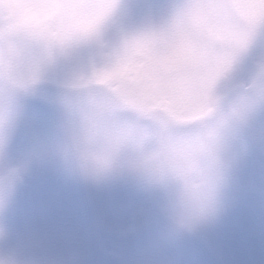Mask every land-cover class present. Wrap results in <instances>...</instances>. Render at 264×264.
Returning a JSON list of instances; mask_svg holds the SVG:
<instances>
[{
    "label": "rangeland",
    "instance_id": "1",
    "mask_svg": "<svg viewBox=\"0 0 264 264\" xmlns=\"http://www.w3.org/2000/svg\"><path fill=\"white\" fill-rule=\"evenodd\" d=\"M240 59L224 65L207 87L208 104L215 96L222 110L250 114L236 130L241 154L213 220L161 242V193L124 177L86 182L65 162L62 104L72 94L95 96L85 87L86 73L73 69L62 81V104L39 95L28 99L26 120L0 146V177L10 191L0 209V259L11 264H264V115L255 112L262 70L240 80ZM51 66L48 61L19 68L18 79L37 78L21 95L39 88Z\"/></svg>",
    "mask_w": 264,
    "mask_h": 264
},
{
    "label": "snow or ice",
    "instance_id": "2",
    "mask_svg": "<svg viewBox=\"0 0 264 264\" xmlns=\"http://www.w3.org/2000/svg\"><path fill=\"white\" fill-rule=\"evenodd\" d=\"M236 57L238 79L262 70L264 115V0H0V146L26 120L28 99L61 102L73 69L121 119L193 123L209 82ZM48 61L39 88L21 95L37 78L20 80L18 69Z\"/></svg>",
    "mask_w": 264,
    "mask_h": 264
},
{
    "label": "clouds",
    "instance_id": "3",
    "mask_svg": "<svg viewBox=\"0 0 264 264\" xmlns=\"http://www.w3.org/2000/svg\"><path fill=\"white\" fill-rule=\"evenodd\" d=\"M63 107L65 162L86 182L124 177L161 193L159 241L195 232L220 213L241 154L236 130L248 120V112L222 110L215 96L204 115L189 124L148 116L124 120L103 98L83 93L70 95ZM9 196L0 177V209ZM0 264L11 262L0 259Z\"/></svg>",
    "mask_w": 264,
    "mask_h": 264
}]
</instances>
